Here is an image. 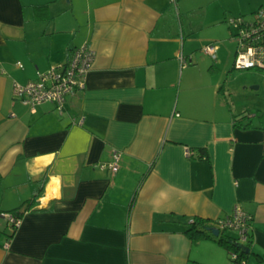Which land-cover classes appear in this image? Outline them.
I'll use <instances>...</instances> for the list:
<instances>
[{
    "label": "crops",
    "instance_id": "1",
    "mask_svg": "<svg viewBox=\"0 0 264 264\" xmlns=\"http://www.w3.org/2000/svg\"><path fill=\"white\" fill-rule=\"evenodd\" d=\"M263 6L0 0V264H229L215 240L184 231L237 206L253 218L247 264H264V111L226 81L238 52L227 21ZM212 43L216 58L202 51ZM85 44L95 59L64 113L15 99L16 83ZM115 152L113 174L101 164ZM31 200L14 229L3 213Z\"/></svg>",
    "mask_w": 264,
    "mask_h": 264
},
{
    "label": "built area",
    "instance_id": "2",
    "mask_svg": "<svg viewBox=\"0 0 264 264\" xmlns=\"http://www.w3.org/2000/svg\"><path fill=\"white\" fill-rule=\"evenodd\" d=\"M173 4L177 0H170ZM232 30L233 39L238 44V52L234 62L235 69H264V6L256 12V17L249 22L243 17H232L227 21ZM206 55L216 58L218 46L215 43L206 45L202 50ZM95 59V52L87 44L73 50L67 63L54 67L45 74H39L38 79L26 85H14V97L24 105L35 109L37 106L53 103L61 112H65L70 96H76L85 90L88 74ZM183 66L189 64L182 54ZM22 67L21 63H18ZM122 154L115 152L112 161L101 164L102 169H109L113 174L120 170ZM16 229L22 224V217L13 213H3ZM253 218L241 206H237L231 215L216 223L220 231H233L237 234L236 242L248 246L251 241V225ZM229 264H247L240 253L230 254Z\"/></svg>",
    "mask_w": 264,
    "mask_h": 264
},
{
    "label": "rangeland",
    "instance_id": "3",
    "mask_svg": "<svg viewBox=\"0 0 264 264\" xmlns=\"http://www.w3.org/2000/svg\"><path fill=\"white\" fill-rule=\"evenodd\" d=\"M234 1L224 0V3L229 6ZM222 5L220 3L210 5V12L221 11ZM255 17L256 13H251L246 20L251 22ZM226 26L228 27L227 24ZM230 73L226 81L232 85L233 99L240 105H249L253 113H257L258 110L264 111V69H236Z\"/></svg>",
    "mask_w": 264,
    "mask_h": 264
},
{
    "label": "trees",
    "instance_id": "4",
    "mask_svg": "<svg viewBox=\"0 0 264 264\" xmlns=\"http://www.w3.org/2000/svg\"><path fill=\"white\" fill-rule=\"evenodd\" d=\"M35 201L31 200L26 202L24 206L18 208L10 213L15 214L16 216L21 217V215L27 210L30 209L34 205ZM22 208H26L25 210H21ZM216 227L215 225H210L209 221L203 220L201 218H194L192 222L185 225V233L190 236V238L194 241H201L205 239H213L219 245L224 247L230 254L232 252H237L241 254L242 258L247 259V254L242 251V246L236 242V240H232L224 235L225 232L221 231L219 237L214 236L208 228Z\"/></svg>",
    "mask_w": 264,
    "mask_h": 264
},
{
    "label": "water",
    "instance_id": "5",
    "mask_svg": "<svg viewBox=\"0 0 264 264\" xmlns=\"http://www.w3.org/2000/svg\"><path fill=\"white\" fill-rule=\"evenodd\" d=\"M209 231H211L213 233L214 236H217L219 237L220 234H221V231L216 228V227H213V228H208ZM243 251H245L246 253H249L250 252V248L247 247V246H242L241 247Z\"/></svg>",
    "mask_w": 264,
    "mask_h": 264
}]
</instances>
